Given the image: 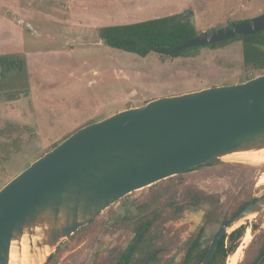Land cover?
Masks as SVG:
<instances>
[{"label": "rangeland", "instance_id": "rangeland-1", "mask_svg": "<svg viewBox=\"0 0 264 264\" xmlns=\"http://www.w3.org/2000/svg\"><path fill=\"white\" fill-rule=\"evenodd\" d=\"M262 13L264 0H0V54L27 61L22 74L0 82V189L88 122L154 98L264 73L246 68L240 40L177 57H142L108 46L99 27L187 15L201 34ZM263 175L264 160L230 155L135 190L65 238L40 264H114L142 218L156 219L130 264H178L197 236L209 246L239 205L264 196ZM253 214L228 229L227 234L245 225L244 234L249 228L252 236L236 264H250L264 250V209Z\"/></svg>", "mask_w": 264, "mask_h": 264}, {"label": "water", "instance_id": "water-1", "mask_svg": "<svg viewBox=\"0 0 264 264\" xmlns=\"http://www.w3.org/2000/svg\"><path fill=\"white\" fill-rule=\"evenodd\" d=\"M262 30L264 13L204 31L167 53ZM261 149L264 73L243 82L154 98L90 122L0 189V264H10L12 247L21 253L22 242L28 246L25 255L55 250L65 238L135 190L236 152ZM263 209L264 196L225 222L201 264L212 261L229 228ZM42 232L46 243L41 246L38 237ZM263 260L264 256L255 264Z\"/></svg>", "mask_w": 264, "mask_h": 264}, {"label": "trees", "instance_id": "trees-1", "mask_svg": "<svg viewBox=\"0 0 264 264\" xmlns=\"http://www.w3.org/2000/svg\"><path fill=\"white\" fill-rule=\"evenodd\" d=\"M241 21L242 20H239L237 22ZM198 34L199 31H197V27L192 22L191 18L187 17V15L180 16L172 14L127 24L104 25L98 28L99 38L103 40L108 46L121 49L126 52L135 53L142 57H145L152 52L168 54L170 56L177 57L185 55L190 51L196 50L203 46L216 47L234 40H240L243 44V60L246 68L254 72H264V30L254 34L236 36L221 42L187 48L183 51L173 54L167 53V51L171 50L175 46L197 36ZM26 67L27 61L24 56L17 54H0V82L7 79V77H9L11 74H22V72L26 70ZM253 77V75L249 76L246 80ZM61 141L55 143L52 148ZM212 163L214 162H209L207 164ZM201 166L204 165H200L193 169L199 168ZM253 200L255 199L248 200L239 205V207L234 211L232 217L234 218ZM155 219L156 218H142L137 221L134 227L135 236L132 242L127 246V248L121 251L117 261L114 264H130L131 255L135 252L136 248L146 240L147 234L151 231ZM93 220L94 219H92L90 223L93 222ZM245 229V225H241L235 228L231 233L226 234L219 241L214 257L209 264H226L227 257L234 253L238 247V240L243 236ZM226 238L229 239V243H226ZM209 247L210 245L203 247V244L200 240V235L197 236L193 241H191L184 258L178 264H201ZM263 255L264 250L250 264H254ZM155 256L156 252L154 251L153 254H149L148 257L154 259ZM51 257L52 254L48 257V260Z\"/></svg>", "mask_w": 264, "mask_h": 264}, {"label": "bare ground", "instance_id": "bare-ground-1", "mask_svg": "<svg viewBox=\"0 0 264 264\" xmlns=\"http://www.w3.org/2000/svg\"><path fill=\"white\" fill-rule=\"evenodd\" d=\"M232 157L239 158L240 160H245V161H250V162H257L264 160V149L261 150H253V151H243V152H236L232 154ZM264 178V175H263ZM254 216V214H251L237 223H243L249 219H251ZM236 223V224H237ZM235 224V225H236ZM252 236L250 233L249 228L246 230V233L244 234L243 237V242L241 246L238 248L237 252H234L233 254L230 255L231 261L228 264H236L237 263V258L239 253L241 252V249L245 247L247 243L250 242ZM18 247L13 246L11 249V255H10V264H40L41 261H43L46 258V255L48 253L47 249H40L36 250L35 253L28 254V246L26 242H22L21 244V253L18 252ZM20 250V249H19Z\"/></svg>", "mask_w": 264, "mask_h": 264}, {"label": "clouds", "instance_id": "clouds-1", "mask_svg": "<svg viewBox=\"0 0 264 264\" xmlns=\"http://www.w3.org/2000/svg\"><path fill=\"white\" fill-rule=\"evenodd\" d=\"M46 227V226H45ZM38 242L41 244V246L46 243V237L44 236L43 232L41 235L38 237Z\"/></svg>", "mask_w": 264, "mask_h": 264}, {"label": "flooded vegetation", "instance_id": "flooded-vegetation-1", "mask_svg": "<svg viewBox=\"0 0 264 264\" xmlns=\"http://www.w3.org/2000/svg\"><path fill=\"white\" fill-rule=\"evenodd\" d=\"M263 256H264V255H263ZM261 257H262V256H261ZM261 257H260V258H261ZM260 258H259V259H260ZM259 259H258V260H259ZM258 260H257V261H258ZM257 261H256V262H257ZM263 261H264V260H263ZM263 261H262V262H263ZM256 262H255V263H256ZM255 263H254V264H255ZM261 264H262V263H261Z\"/></svg>", "mask_w": 264, "mask_h": 264}, {"label": "crops", "instance_id": "crops-1", "mask_svg": "<svg viewBox=\"0 0 264 264\" xmlns=\"http://www.w3.org/2000/svg\"><path fill=\"white\" fill-rule=\"evenodd\" d=\"M45 90V89H44ZM46 91V90H45Z\"/></svg>", "mask_w": 264, "mask_h": 264}]
</instances>
